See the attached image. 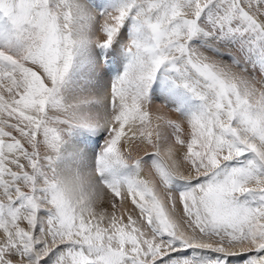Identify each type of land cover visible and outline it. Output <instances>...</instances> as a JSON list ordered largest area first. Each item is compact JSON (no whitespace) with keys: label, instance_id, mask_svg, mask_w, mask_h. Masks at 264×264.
<instances>
[{"label":"snow or ice","instance_id":"obj_1","mask_svg":"<svg viewBox=\"0 0 264 264\" xmlns=\"http://www.w3.org/2000/svg\"><path fill=\"white\" fill-rule=\"evenodd\" d=\"M0 264H264V0H0Z\"/></svg>","mask_w":264,"mask_h":264}]
</instances>
